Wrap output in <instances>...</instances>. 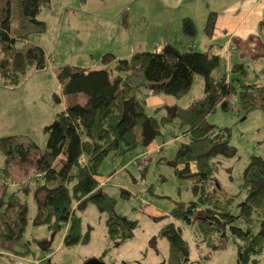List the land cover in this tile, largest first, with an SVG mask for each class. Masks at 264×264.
Instances as JSON below:
<instances>
[{
    "label": "trees",
    "instance_id": "1",
    "mask_svg": "<svg viewBox=\"0 0 264 264\" xmlns=\"http://www.w3.org/2000/svg\"><path fill=\"white\" fill-rule=\"evenodd\" d=\"M52 2L0 0V81L4 87L18 86L31 68L40 71L47 67V50L31 38L46 32V22L39 19V14ZM215 20L216 13H211L205 28L209 36ZM183 33L189 40L196 38L197 27L192 19H184ZM101 61L96 68L66 65L59 69L57 78L63 95H84L86 100L72 103L57 115L43 153L33 156L39 146L30 137H0L5 160V170L0 174V238L13 244L20 242L28 224L26 199L34 192L35 223L46 224L53 232L66 226V247L89 241L90 233L84 234L78 211H85L90 204L108 216L112 247L126 243L137 223L115 214L117 201L101 185L100 166L113 153L149 145L165 122L147 113L146 100L138 98L141 90L135 87L134 79L139 78L152 95L166 93L181 98L200 75L205 79L204 98L175 113L190 137L181 148L177 165L184 168L178 173L197 178L194 190L198 203L186 209L178 207L171 216L192 225L196 212H202L201 241H217L218 249L233 239L239 251L237 264H257L258 258L264 263V157L253 156L245 168L246 197L233 211L234 198L226 199L222 193L216 175L219 165L214 159L234 158L237 151L231 145L230 130L208 121L218 106L224 112L230 111L235 95L246 112L264 109V84H246L242 80L247 76L245 65L235 66L232 78L216 79L213 74L221 64L220 58L188 44L170 43L160 50L137 52L123 59L108 53ZM57 100L61 102L59 97ZM192 163L197 166L196 173L191 171ZM12 165L22 167L25 174L18 176L24 178L18 189L9 192ZM161 235L170 243L168 264H189L183 229L171 223ZM110 251L107 247L99 259L105 262Z\"/></svg>",
    "mask_w": 264,
    "mask_h": 264
},
{
    "label": "rangeland",
    "instance_id": "2",
    "mask_svg": "<svg viewBox=\"0 0 264 264\" xmlns=\"http://www.w3.org/2000/svg\"><path fill=\"white\" fill-rule=\"evenodd\" d=\"M166 3L167 0H53L51 7L44 8L39 14V19L46 22V32L31 38L47 50V67L40 71L29 69L18 86L4 87L0 81V136L11 128L12 134L30 137L37 143L39 151L33 156L43 153L49 128L54 126L57 115L76 100L83 103L86 99L84 95H63L57 78L59 69L66 65L96 68L109 49H114L119 58H130L131 46L140 43L148 44L141 49H156L153 40L168 36L165 25L161 27L151 16L149 20L143 17L154 12L175 13V10L167 9ZM123 21H128L131 28L125 29ZM261 36L264 39L263 31ZM160 41L163 48L167 44L163 42L167 41ZM197 41L201 51L211 45L218 46L221 58L226 59L225 39L219 37L210 41L203 28ZM252 43L255 47L249 49ZM235 46L232 44V51ZM259 46L252 41L246 42L245 52H240L242 47L237 48L231 56L250 60L245 61L247 76L242 78L246 84H264V71L259 72L264 63L255 60L251 54ZM234 84H238L237 80ZM134 85L141 90L137 93L138 98L146 100L147 113L159 122H165L149 145L113 153L100 166L102 187L117 201L115 214L137 223L130 238L122 246L113 248L107 237L108 216L90 204L85 211H78L84 234L90 233L89 241L66 247V226L53 232L48 225L35 223L37 203L33 192L26 199L28 224L20 242L13 244L0 238V264H87L93 258H100L107 247L111 249L105 259L107 264H168L170 243L161 232L171 223L183 229L189 246V264H237L239 251L235 240H229L218 249H215L219 246L217 241L200 240L198 235L204 233L199 226L202 212H196L192 225L171 216L178 207L186 209L191 203H198L194 190L197 178L182 177L178 173L184 168L182 164L177 165L181 148L190 142V137L175 113L204 98V77L198 75L192 89L181 98L166 93L152 95L139 78L134 79ZM233 100L235 105L230 111L224 112L218 106L208 116V121L220 129L230 130L231 145L237 151L234 158L214 159L219 165L216 175L222 193L226 199L234 198L233 211H236L246 197L243 188L245 168L253 156L264 157V109L246 112L238 95ZM4 170V155L0 152V174ZM191 171L197 172L195 163L191 164ZM10 172L9 192L18 189L17 185L24 180L18 176L24 175L25 170L12 165ZM201 209L205 210V207Z\"/></svg>",
    "mask_w": 264,
    "mask_h": 264
},
{
    "label": "crops",
    "instance_id": "3",
    "mask_svg": "<svg viewBox=\"0 0 264 264\" xmlns=\"http://www.w3.org/2000/svg\"><path fill=\"white\" fill-rule=\"evenodd\" d=\"M166 4L167 9L172 11L175 10L176 12L172 13L171 15L163 14L162 12H154L150 13L149 15L144 14L143 17L149 20L151 16L155 19V21H157V23H159L158 25H160L161 27L165 25L168 36L167 38H160L163 39V41H167L163 43H171L176 45L188 44L192 45L194 49L201 51L198 47L197 39L199 36V31L203 28L206 37L210 41L219 37L226 40L227 50L226 59L224 60L221 58V54L219 53V50L217 48L218 46L211 45L206 50L201 51L210 52L211 54L220 58L221 64L213 74L216 79H221L224 76H227V78H232L235 66L245 65V61H250L248 58L243 57L231 58L232 54L237 52V48L241 49L242 47V50L240 52H245L243 49L245 48L246 42L252 41L256 43L257 46L260 45L258 50L257 48H255V51L251 54L255 60L264 63V39L261 36V31L264 32V0H167ZM125 13L126 12L123 13V18L126 17ZM211 13H216V20L213 34L209 36L206 33L205 28ZM186 18L192 19L197 27V36L194 40L187 39V37L183 33V21ZM123 22L122 24L125 29L131 28L129 27L128 21ZM125 22L127 25H125ZM160 39L153 40L152 45H155L156 48L154 50L161 49L162 44ZM232 44H236L233 51L231 50ZM39 45L44 47L42 44ZM143 45L144 47H148L147 43H140L138 46L132 45L131 56L137 52L154 51L141 49ZM254 47L255 46L252 43V45L249 46V49H253ZM105 52L103 56L105 54L112 53L117 57L114 49H109ZM254 53L255 55H253ZM243 55H245V53H243ZM262 71H264V66H261L259 68V72ZM10 129L11 128L7 129V131L4 132L6 134L3 135H11L13 132H10ZM192 170L194 172L195 169ZM103 184L104 183H101L102 186ZM261 261L263 262V259L258 258L257 263L259 264Z\"/></svg>",
    "mask_w": 264,
    "mask_h": 264
},
{
    "label": "water",
    "instance_id": "4",
    "mask_svg": "<svg viewBox=\"0 0 264 264\" xmlns=\"http://www.w3.org/2000/svg\"><path fill=\"white\" fill-rule=\"evenodd\" d=\"M87 264H107L99 258H93L87 262Z\"/></svg>",
    "mask_w": 264,
    "mask_h": 264
}]
</instances>
